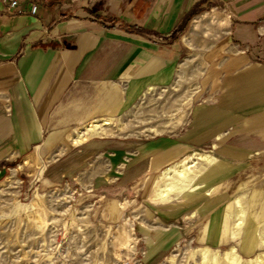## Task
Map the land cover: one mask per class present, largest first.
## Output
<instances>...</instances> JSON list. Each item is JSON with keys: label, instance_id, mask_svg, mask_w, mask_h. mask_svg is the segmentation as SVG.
Masks as SVG:
<instances>
[{"label": "crops", "instance_id": "crops-1", "mask_svg": "<svg viewBox=\"0 0 264 264\" xmlns=\"http://www.w3.org/2000/svg\"><path fill=\"white\" fill-rule=\"evenodd\" d=\"M263 45L264 0H20L15 13L0 8V162L29 159L41 173L42 161L44 172L67 174L78 161L95 174L88 190L129 191L144 264H158L185 237L211 247L236 240L242 254L264 248V177L255 178L253 200H242L254 182L250 159H264ZM189 52L200 63L175 133L93 134L110 120L120 125L143 95L164 91ZM91 122L103 124L86 132ZM194 152L209 160L183 183L192 186L176 201L150 200L156 175Z\"/></svg>", "mask_w": 264, "mask_h": 264}, {"label": "rangeland", "instance_id": "rangeland-1", "mask_svg": "<svg viewBox=\"0 0 264 264\" xmlns=\"http://www.w3.org/2000/svg\"><path fill=\"white\" fill-rule=\"evenodd\" d=\"M209 16L207 14L204 20ZM191 53L194 52H189L180 65L181 76L164 91L154 89L151 94L143 95L132 109L121 113L120 125L112 127L110 120L109 126L93 134L134 135L144 139L175 133L187 116L186 106L200 63V53L197 60L191 58ZM86 137L82 133V139L77 141L74 134L72 142L75 140L76 144ZM258 160L250 159L254 172V179L250 175V180L255 184L249 183L247 191L250 193L242 196L243 202L249 203L253 192L258 190L255 189L256 176L264 177V159ZM76 163L69 166L76 170L74 173L48 174L44 172L46 162L37 163L43 165L41 173L36 172L37 165L29 167V159H16L12 164L0 162V264H144L140 240L129 216L132 194L111 189L110 184H106L107 189L88 190L95 174L86 172V167ZM205 163L197 161L194 173ZM159 175L153 177L148 197L163 202L153 197ZM191 186L192 182L184 189L181 184L178 193ZM261 188L264 191V187ZM173 197L171 201H176ZM138 203H142L140 198ZM142 206L144 204L139 208ZM259 234L264 240V232L259 231ZM204 247L214 251L222 264H227L231 248L239 257L235 264H261L258 256L264 257V248L250 254L240 253L236 240L211 247L193 237H185L175 242L158 264H200L196 252Z\"/></svg>", "mask_w": 264, "mask_h": 264}, {"label": "bare ground", "instance_id": "bare-ground-1", "mask_svg": "<svg viewBox=\"0 0 264 264\" xmlns=\"http://www.w3.org/2000/svg\"><path fill=\"white\" fill-rule=\"evenodd\" d=\"M103 123L104 125H106L108 124V121L104 120ZM102 124L100 125L97 122H91L86 126L85 131L87 132V131H93L95 129L96 130L100 129V126H102ZM80 139H82V137L79 138L78 141H80ZM208 160H209V157L207 155L194 152L184 157L180 161L176 162L174 165L166 168L160 173V175L158 176V180L154 183L156 188H155L154 196L153 195L152 196L156 198L157 200L165 201V200L173 198V196L178 195L177 193L179 192L180 185L183 184L188 179L189 177L188 174L190 173L191 175H193L194 173L193 168H194L195 163L197 161L206 162ZM194 255L195 254H193V256ZM196 255L200 258V264H222L220 263L219 258L216 256L215 252L212 251L211 249H208L207 247L198 248ZM258 258L260 260V263L264 264V257L260 255L258 256ZM237 259H239V257L235 253L234 249L231 248L229 250V259H227L226 263L235 264L237 263Z\"/></svg>", "mask_w": 264, "mask_h": 264}, {"label": "built area", "instance_id": "built-area-1", "mask_svg": "<svg viewBox=\"0 0 264 264\" xmlns=\"http://www.w3.org/2000/svg\"><path fill=\"white\" fill-rule=\"evenodd\" d=\"M20 0H0V8H5L10 13H15L17 11V7L19 5ZM30 13L35 14L37 11L36 4L30 5Z\"/></svg>", "mask_w": 264, "mask_h": 264}]
</instances>
